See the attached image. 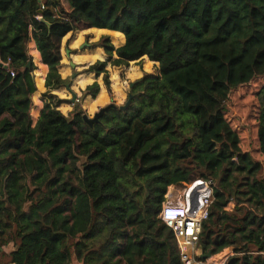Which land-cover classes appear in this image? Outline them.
Wrapping results in <instances>:
<instances>
[{"label":"trees","instance_id":"16d2710c","mask_svg":"<svg viewBox=\"0 0 264 264\" xmlns=\"http://www.w3.org/2000/svg\"><path fill=\"white\" fill-rule=\"evenodd\" d=\"M46 5L0 0V52L10 60L0 65V251L14 244L10 264H184L160 214L169 186L197 176L218 186L201 251L234 247L226 264H264V162L226 116L232 91L264 77V0ZM91 27L125 35L119 47L109 35L95 42L107 58L82 70L103 74L108 88L110 60L126 66L147 55L160 68L135 82L126 109L111 106L93 125L79 102L65 114L53 93L69 82L64 37ZM33 40L49 66L36 123ZM85 89L96 97L100 84ZM243 102L264 153V83Z\"/></svg>","mask_w":264,"mask_h":264},{"label":"rangeland","instance_id":"374dc122","mask_svg":"<svg viewBox=\"0 0 264 264\" xmlns=\"http://www.w3.org/2000/svg\"><path fill=\"white\" fill-rule=\"evenodd\" d=\"M88 29H85V30H88ZM79 31H83V30H79ZM88 32L89 33H86L84 35H81V37H78V38H80L79 39L80 42H79V45L76 49V51H77L76 53H80L82 51L86 52L87 49L89 50V49L97 48V47H94V43L99 41L104 35H109L111 37L112 42L115 44V46H119L121 43V38L116 36V34L114 32H111V33H104V31H96V32L95 31H88ZM73 36L74 37H71L70 39H68V41H67L68 46L71 45V43H73V41H74L73 39L77 36V31L74 33ZM78 38H76V39H78ZM29 52L31 54L30 49H29ZM63 54H65L64 50H63ZM103 56H105L103 59L107 58L105 53L103 54ZM115 56H116V54H115ZM219 56L222 57L223 53H220ZM91 58H94V57H91ZM103 59H101V60H103ZM96 60H94L93 62H95ZM33 61H34V59H33ZM87 61L88 60H86V62L83 61L85 67H87L89 65L87 63ZM77 68H81V66H78ZM107 68L110 72V81H111V88L107 87L109 96L111 97L110 102H114L118 106L125 104L127 102L129 94L131 93L132 86L135 84V82L138 79H140L144 75L145 72L158 73L160 71L159 63L155 62L153 60H150V58L147 55L140 58V59L130 61V64L126 65V66L113 65L111 63V60H110L109 63L107 64ZM82 69L84 70V68H82ZM34 73H35V79H36V83H37L38 88H37V91L35 92V94L33 95V98H34L33 102H34L35 107H38V105H36V104L38 103V101L40 99L43 101L45 100V102H46L47 100H49V98L47 96H45L44 93H42L40 90V86H39L40 78H39V76H37L36 69H35ZM81 73H84V72H81ZM78 77H79V74H77V76L73 79V81H72L73 83H71V88H72L71 90H69L66 86H64L62 88L53 90V93L60 94V97L65 100L59 106V108L61 110H63L65 108V106L71 102L70 99L73 98L72 91L74 90L78 94L77 95L78 100L75 102H73V101L72 102L74 104L76 102H79L80 105L85 110V113H87L89 116L93 117L94 112H93V109H90L88 98H91V97L95 98V97L86 92V89H85L86 86H84V85H83L84 86L83 88H79V89L76 88V86H75L76 82H74V80H76ZM115 78H116V81H114ZM97 79L102 80L103 74L98 76ZM103 81H104V79H103ZM69 82H70V80H69ZM263 83H264V77H258L251 84L241 85L240 87L234 89L232 91L231 95H229V97L226 99V106H227L226 107V116L230 120V122L233 123L234 127L238 128L240 130V132L242 133L243 149L251 152L254 155V157L258 158V160L262 163L264 162V153H261L258 150V143H257V137H256L257 136V134H256L257 127H256L255 120L252 118V116L250 117L248 115V110L245 113L242 112L237 107V103L244 101L243 104H245V106L247 108L248 103L253 98L254 92ZM116 86L120 87V90H119L120 93H118V89ZM114 90H116V91H114ZM74 106L75 105H73V108H74ZM99 109H100V107L97 109V111ZM197 177H200V176H197ZM185 185L186 184L181 185V186H185ZM174 186L175 185H173V187ZM176 187L177 186H175L174 188H176ZM14 247L15 246L13 243H9V244L5 245L2 248V250L0 251V260L2 261L3 264H10L9 253ZM231 248H234V247H231Z\"/></svg>","mask_w":264,"mask_h":264},{"label":"built area","instance_id":"2783aa9c","mask_svg":"<svg viewBox=\"0 0 264 264\" xmlns=\"http://www.w3.org/2000/svg\"><path fill=\"white\" fill-rule=\"evenodd\" d=\"M46 1L41 0L42 9L47 7ZM9 62L10 60L4 61L2 59L0 52V65L9 64ZM12 75H15L14 71H12ZM217 189L216 182L212 178L204 176L188 180L185 186L178 185L174 188L171 184L168 188L163 217L167 225L173 230L184 264H226L228 258L235 253L234 248L227 247L208 258L201 257L203 252L198 246L199 235L203 221L209 217ZM174 207L184 209L183 216L175 213L172 210ZM232 207L233 203L227 201L225 208L231 209ZM166 208L169 209V217L167 218L164 216V209ZM249 249L254 250L256 248L250 246ZM223 251L227 252L221 255Z\"/></svg>","mask_w":264,"mask_h":264},{"label":"crops","instance_id":"0c3cea01","mask_svg":"<svg viewBox=\"0 0 264 264\" xmlns=\"http://www.w3.org/2000/svg\"><path fill=\"white\" fill-rule=\"evenodd\" d=\"M88 31H95V32L96 31H104V33L114 32L116 34V36L121 38V43L119 46H121L125 43V35L120 31L110 30L107 28L91 27L88 30L77 31V36L73 39L74 40L73 43H71V45H69V46H68L67 41L71 37H74L73 36L74 34L69 33L68 35H66L64 37L65 40H63L64 45L62 48V54H63V50H64L65 54H63L60 72L62 73L63 77H69V80H70L69 83L70 84L73 83L72 82L73 79L77 76V74H79V77L76 80H74V82H76L75 86L77 89L83 88L84 86H86L89 83L94 82L95 80L99 82L100 91H99L98 95L95 98H93V97L88 98L90 109H93V112L95 113L99 107L101 108V107L109 104L111 101V97L109 96L107 86L104 83L103 79L98 80L97 79L98 77L96 78L92 72L81 73V72H83L82 68H85L84 62H86V60H88L87 61L88 64H91L94 60L103 59L105 57V56H103L104 50L101 47H97L95 49H89V50L87 49L86 52L82 51L80 53H76L77 52L76 49H77L79 42H80V40H79L80 38H78V37H81V35L89 33ZM76 38H78V39H76ZM119 46H116V47H119ZM29 49L31 50V55H32V57L34 59V63L36 65L37 76H39V78H40V84H39L40 90L42 93H44L46 91L45 80H46V75L49 71V66L42 61L41 53H40L39 49L37 48V44H36L35 40L31 41V43L29 44ZM91 57H94V58H91ZM78 66H81V68H77ZM114 81H116V78L114 79ZM116 87L118 89V93H120V91H119L120 87L119 86H116ZM114 91H116V90H114ZM72 92H75V91L73 90ZM58 95H59V98H61L60 94H58ZM33 101H34V98H33ZM70 101L71 102L69 104H67L65 106V108L62 110L65 114H68L73 109L74 103L72 102V98L70 99ZM36 105H38V107H35V105H33L32 110H31L32 117H33V120L35 123L38 120V118L41 114V111L45 105V100L43 101L40 99Z\"/></svg>","mask_w":264,"mask_h":264},{"label":"water","instance_id":"95a60500","mask_svg":"<svg viewBox=\"0 0 264 264\" xmlns=\"http://www.w3.org/2000/svg\"><path fill=\"white\" fill-rule=\"evenodd\" d=\"M75 76H76V75H75ZM66 87H67L69 90H71V84H70V83H67V84H66ZM72 95H73L72 101H73V102L77 101V100H78V98H77V97H78V96H77V93H76V92H72ZM132 98H133V94L130 93L127 102H126L125 104L119 105V107H120L121 109H126V108L130 105V103H131V101H132ZM116 105H117L116 103H114V102H110L109 104H107V105L101 107L98 111H96V112L94 113L93 117H91V116H89L87 113H85V114H84V119H85V121H87L90 125H93L95 122H98V121L100 120V117L106 112V110H107L108 108H110L111 106H116ZM212 254H213L212 251H209V252H207V253H203V254H201V257H203V258H208V257L212 256Z\"/></svg>","mask_w":264,"mask_h":264},{"label":"clouds","instance_id":"9594fccd","mask_svg":"<svg viewBox=\"0 0 264 264\" xmlns=\"http://www.w3.org/2000/svg\"><path fill=\"white\" fill-rule=\"evenodd\" d=\"M164 206H166V205H165V201H164V203H163V208H164ZM163 208H162V211H161L160 217L165 221V218L163 217ZM172 210H173L175 213H177L178 215H181V216H183L182 212L185 213V210L182 209V208H180V207H174V208H172ZM168 211H169L168 208L164 209V216H165L166 218L169 217V213H168ZM165 222H166V221H165Z\"/></svg>","mask_w":264,"mask_h":264},{"label":"bare ground","instance_id":"6f19581e","mask_svg":"<svg viewBox=\"0 0 264 264\" xmlns=\"http://www.w3.org/2000/svg\"><path fill=\"white\" fill-rule=\"evenodd\" d=\"M185 184H187V183H185ZM175 187V186H174Z\"/></svg>","mask_w":264,"mask_h":264}]
</instances>
